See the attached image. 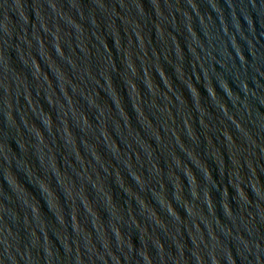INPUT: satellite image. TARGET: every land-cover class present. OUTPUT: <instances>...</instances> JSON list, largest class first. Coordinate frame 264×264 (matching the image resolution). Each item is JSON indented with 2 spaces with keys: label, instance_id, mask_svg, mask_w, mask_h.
Masks as SVG:
<instances>
[{
  "label": "water",
  "instance_id": "water-1",
  "mask_svg": "<svg viewBox=\"0 0 264 264\" xmlns=\"http://www.w3.org/2000/svg\"><path fill=\"white\" fill-rule=\"evenodd\" d=\"M0 264H264V0H0Z\"/></svg>",
  "mask_w": 264,
  "mask_h": 264
}]
</instances>
